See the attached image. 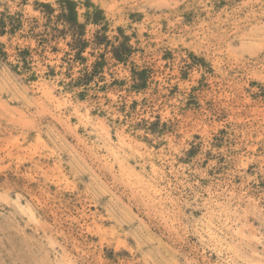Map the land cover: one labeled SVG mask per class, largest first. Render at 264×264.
I'll return each mask as SVG.
<instances>
[{
    "label": "rangeland",
    "instance_id": "374dc122",
    "mask_svg": "<svg viewBox=\"0 0 264 264\" xmlns=\"http://www.w3.org/2000/svg\"><path fill=\"white\" fill-rule=\"evenodd\" d=\"M72 8L81 51L45 18ZM3 21L0 264H264V0H0Z\"/></svg>",
    "mask_w": 264,
    "mask_h": 264
},
{
    "label": "trees",
    "instance_id": "16d2710c",
    "mask_svg": "<svg viewBox=\"0 0 264 264\" xmlns=\"http://www.w3.org/2000/svg\"><path fill=\"white\" fill-rule=\"evenodd\" d=\"M64 3H68V4H72L71 2H63ZM73 5V4H72ZM66 9H63L62 10V14H60L58 17H56V20H54V11H52V13H47L46 15V20H47V25H52V24H59V23H62L64 26H65V29L69 30L74 38H75V42H74V46H72L74 49H79L80 51L82 50V48H79L81 46V41L84 37V31H82V28L83 26L79 25L78 24V20H77V13H76V9L75 8H72L69 10V15H67L66 13ZM10 22V27H11V32L12 33H15L18 29L21 28V21L18 20V19H10L9 20ZM6 23L3 21V22H0V33L1 35H4L5 34V30H6ZM35 29V28H33ZM48 30V29H47ZM34 31V30H32ZM53 32H57L59 33V31L57 29H53L52 30ZM54 39H56V36L53 37ZM44 43V42H43ZM90 75V73L88 72L87 70V77ZM89 78V77H88Z\"/></svg>",
    "mask_w": 264,
    "mask_h": 264
},
{
    "label": "bare ground",
    "instance_id": "6f19581e",
    "mask_svg": "<svg viewBox=\"0 0 264 264\" xmlns=\"http://www.w3.org/2000/svg\"><path fill=\"white\" fill-rule=\"evenodd\" d=\"M40 88V87H39ZM44 88V87H43ZM40 89H42V87L40 88ZM45 89H46V87H45ZM48 92V91H47ZM50 92V91H49ZM43 93H45L44 91H43ZM43 95H45V94H43ZM47 95H48V93H47ZM51 96H53V94L51 95ZM49 97H50V95H49ZM47 98V97H46ZM147 151V150H146ZM152 152V151H151ZM168 154V153H167ZM150 157H151V155H150ZM167 157V156H166ZM174 164V163H173ZM157 174V173H156ZM158 175V174H157Z\"/></svg>",
    "mask_w": 264,
    "mask_h": 264
}]
</instances>
